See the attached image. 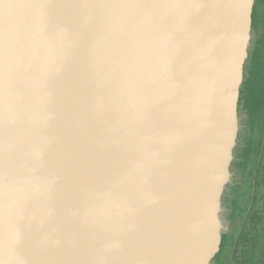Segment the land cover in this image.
<instances>
[{
  "label": "water",
  "instance_id": "obj_1",
  "mask_svg": "<svg viewBox=\"0 0 264 264\" xmlns=\"http://www.w3.org/2000/svg\"><path fill=\"white\" fill-rule=\"evenodd\" d=\"M256 0H0V264H210Z\"/></svg>",
  "mask_w": 264,
  "mask_h": 264
},
{
  "label": "rangeland",
  "instance_id": "obj_2",
  "mask_svg": "<svg viewBox=\"0 0 264 264\" xmlns=\"http://www.w3.org/2000/svg\"><path fill=\"white\" fill-rule=\"evenodd\" d=\"M259 21L256 41L252 38L248 47L238 104L239 127L244 122L248 127L233 152V181L223 197L231 213L238 210L236 215L228 211L236 220L235 233L210 264H259L264 252V12Z\"/></svg>",
  "mask_w": 264,
  "mask_h": 264
},
{
  "label": "crops",
  "instance_id": "obj_3",
  "mask_svg": "<svg viewBox=\"0 0 264 264\" xmlns=\"http://www.w3.org/2000/svg\"><path fill=\"white\" fill-rule=\"evenodd\" d=\"M263 12H264V0H256V2L254 4V7H253V12H252L251 38H250V40L252 38H254V40L256 41V32H257L256 29L259 27V24L260 23H258V22H260L259 21L260 14H262ZM244 117L248 121L250 120V118L248 117V115H247V117L244 115ZM246 127H248L246 122H244L243 125L239 127L238 137H237V144L239 143V137H240V135L243 133V131L245 130ZM248 137H249V134H248ZM237 144H236V146H237ZM235 149H236V147H235ZM235 149H234V151H235Z\"/></svg>",
  "mask_w": 264,
  "mask_h": 264
},
{
  "label": "trees",
  "instance_id": "obj_4",
  "mask_svg": "<svg viewBox=\"0 0 264 264\" xmlns=\"http://www.w3.org/2000/svg\"><path fill=\"white\" fill-rule=\"evenodd\" d=\"M242 135V134H241ZM241 135H240V137H239V142H240V139H241ZM248 140H249V142H250V138L248 137ZM239 146V143L237 144V146H236V149H235V151H234V155H235V153H236V151L238 150V147ZM234 161H235V159L233 160V163H234ZM233 163H232V165H233ZM232 167V166H231ZM230 171H231V168H230ZM231 174H232V172H231ZM236 203V202H235ZM234 208H236V206L234 207ZM237 212H238V210H233V212L231 213V209H230V213H231V215H236L237 214ZM236 221V220H235ZM235 224V223H234ZM231 238H229V240H230ZM228 241V239H225L223 242H222V244H221V249H222V247H223V244H225L226 242ZM221 249H220V251H221ZM220 253V252H219ZM218 253V254H219ZM217 254V255H218ZM216 255V256H217ZM215 256V257H216ZM259 264H264V252H263V254H262V258L259 260Z\"/></svg>",
  "mask_w": 264,
  "mask_h": 264
},
{
  "label": "flooded vegetation",
  "instance_id": "obj_5",
  "mask_svg": "<svg viewBox=\"0 0 264 264\" xmlns=\"http://www.w3.org/2000/svg\"><path fill=\"white\" fill-rule=\"evenodd\" d=\"M232 179H233V177H232ZM233 181V180H232ZM224 195H225V192L223 193V196H222V201H223V197H224ZM223 204H224V202H223ZM225 205V204H224ZM226 206V205H225ZM227 207V206H226ZM228 208V211H230V209L231 208H229V207H227ZM227 215H228V212H227Z\"/></svg>",
  "mask_w": 264,
  "mask_h": 264
}]
</instances>
